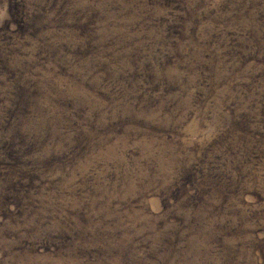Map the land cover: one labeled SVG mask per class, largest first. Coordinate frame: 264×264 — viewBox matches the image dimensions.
I'll return each instance as SVG.
<instances>
[{"label": "rangeland", "instance_id": "1", "mask_svg": "<svg viewBox=\"0 0 264 264\" xmlns=\"http://www.w3.org/2000/svg\"><path fill=\"white\" fill-rule=\"evenodd\" d=\"M0 264H264V0H0Z\"/></svg>", "mask_w": 264, "mask_h": 264}]
</instances>
